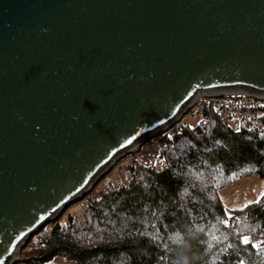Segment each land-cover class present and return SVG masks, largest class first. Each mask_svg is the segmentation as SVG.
Masks as SVG:
<instances>
[{
    "label": "water",
    "instance_id": "95a60500",
    "mask_svg": "<svg viewBox=\"0 0 264 264\" xmlns=\"http://www.w3.org/2000/svg\"><path fill=\"white\" fill-rule=\"evenodd\" d=\"M225 95L264 102V0H0V264Z\"/></svg>",
    "mask_w": 264,
    "mask_h": 264
},
{
    "label": "trees",
    "instance_id": "16d2710c",
    "mask_svg": "<svg viewBox=\"0 0 264 264\" xmlns=\"http://www.w3.org/2000/svg\"><path fill=\"white\" fill-rule=\"evenodd\" d=\"M163 141L158 167L132 159L126 186L90 195L15 264H264V195L234 210L219 195L249 176L264 179V136L210 115Z\"/></svg>",
    "mask_w": 264,
    "mask_h": 264
},
{
    "label": "built area",
    "instance_id": "2783aa9c",
    "mask_svg": "<svg viewBox=\"0 0 264 264\" xmlns=\"http://www.w3.org/2000/svg\"><path fill=\"white\" fill-rule=\"evenodd\" d=\"M261 106V101L246 95L201 97L181 122L163 136L171 138L179 134L183 127H191L189 123L190 117L198 119V124L207 125L210 115L217 116L225 124H245L253 132L264 136V119L262 118ZM163 136L153 139L146 145L152 147L164 143ZM166 150L167 146L163 147L162 152ZM129 158L126 160L129 161ZM148 165L153 166L150 163Z\"/></svg>",
    "mask_w": 264,
    "mask_h": 264
},
{
    "label": "rangeland",
    "instance_id": "374dc122",
    "mask_svg": "<svg viewBox=\"0 0 264 264\" xmlns=\"http://www.w3.org/2000/svg\"><path fill=\"white\" fill-rule=\"evenodd\" d=\"M261 105L264 106V102H261ZM189 123L191 125V127L195 126L196 124H198V119H194L193 117L189 118ZM230 126L232 128H238L240 126L239 123H231ZM146 145L143 146L139 151H137L135 154L130 155L128 157L129 161L126 160L127 158H125L121 163H119V165L97 186V188L92 192L93 193H99L101 192L102 189L107 190L110 187H115V186H126L129 182L128 176H127V166L128 164L131 163L132 159L136 158L137 160H143L145 162H147L148 164H152L155 167H158L157 165V161L160 158L161 152L163 147H166L164 143H160L157 144L155 146H149ZM251 176L244 178L240 181H237L233 184H230L224 188H222L219 191V195L224 203V205L226 206V208L228 210L233 209L234 207H231V205L234 204V202L236 203V201L238 200L237 198V188L234 186L232 188L233 185H236V183H240L242 181L247 180L248 178H250ZM237 186V185H236ZM243 186V184H242ZM245 186V184H244ZM246 188V190L252 189V184L250 183H246V186L244 187ZM242 192L238 191V193ZM91 194V195H92ZM228 199H229V203H228ZM82 203V202H81ZM81 203L76 204L75 206H73L72 208H70L67 212H73L74 210H77V208L80 207ZM66 212V213H67ZM55 263L57 264H76L75 262L72 261H65L62 259H55Z\"/></svg>",
    "mask_w": 264,
    "mask_h": 264
},
{
    "label": "crops",
    "instance_id": "0c3cea01",
    "mask_svg": "<svg viewBox=\"0 0 264 264\" xmlns=\"http://www.w3.org/2000/svg\"><path fill=\"white\" fill-rule=\"evenodd\" d=\"M246 183L247 184L251 183L253 188L246 190V188H244L246 186ZM236 185H233L232 188L234 186L237 188L236 194H237L238 200L236 201V203L234 202V204L231 205V207H234V208L230 210L242 209L250 204L256 203L264 195V179H261L258 175H252L247 180L242 181L240 183H236ZM241 190L242 192L238 193V191H241ZM228 203H229V199H228Z\"/></svg>",
    "mask_w": 264,
    "mask_h": 264
},
{
    "label": "snow or ice",
    "instance_id": "6c2138e0",
    "mask_svg": "<svg viewBox=\"0 0 264 264\" xmlns=\"http://www.w3.org/2000/svg\"><path fill=\"white\" fill-rule=\"evenodd\" d=\"M244 242L247 243V238L246 237L244 238Z\"/></svg>",
    "mask_w": 264,
    "mask_h": 264
}]
</instances>
